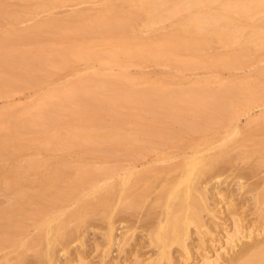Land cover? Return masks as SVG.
Segmentation results:
<instances>
[{"label": "rangeland", "instance_id": "obj_1", "mask_svg": "<svg viewBox=\"0 0 264 264\" xmlns=\"http://www.w3.org/2000/svg\"><path fill=\"white\" fill-rule=\"evenodd\" d=\"M134 1L136 2L137 0H132V1L131 0H0V37H3V36H5L11 32H12V34H14V35L11 34L12 35V38L10 37L11 42L8 41L11 44L5 45L4 44L5 42H4L3 44L5 45L4 46L5 48L0 46V141L2 139H4L3 140L4 142L5 141L8 142L7 144L4 143L5 146H3V147L0 144V146H1L0 147V150H1L0 151V154H1V157H0V168H1L0 169V176L2 177V178L0 177V180H4L7 177H11L12 175L15 174V171H16V174L19 171L17 176H16V174L14 176H16V177L19 176V177H21V179L23 178L22 180L19 178L20 183H22L23 180L25 179V181L23 183L24 184L26 183L25 184L26 186L28 184H29V186L31 184L34 185V186L31 185L30 187H26L25 185H23L22 190L18 191L19 194L18 193L14 194V195L8 194L10 192V190L8 191V189L5 190V191H8V193L7 192H5V193L0 192V195H1L0 196V206H1L0 210L5 209L7 206L9 207V205H10L9 203L13 202L14 200L17 201L18 197H19V200L21 197L22 198L26 197L27 199L25 198V200L27 202L32 201V200L34 201L35 200L34 197H37V194L39 193L38 185L40 184V182H38V181L43 180L42 178L47 179V177L49 175H51L52 172L54 173L56 170L55 173L59 174V178L61 177L56 182V185L58 184L59 186L60 185L61 186L60 187L58 185L56 186L53 183L54 187L51 189L52 193H51V191L49 193L47 192V194H45L46 197H45V195H42L43 198H47V199L40 200V199H38L40 197H37L36 199L38 201L35 200L38 202V205L42 201L43 202L45 201L44 203L42 202L41 204L43 206L46 205L45 207L47 209V212L44 213V211H46V210H45V207H43V206L42 207L44 209L41 207L42 208L41 211L39 208L37 209L38 205L36 204L37 202L35 203V201H34V203L28 202V204H30L31 206H27L29 208L25 207L24 209L27 208L28 212L30 211L29 209H31V212L33 213L35 211L34 207H36V211H39L40 214H43V213L47 214L46 217L44 216V214L42 215V217L40 216L42 221H43V219H46V218L52 219L53 215H54V217H56L58 214V219L56 218L57 221L54 218H53V220H55V221L51 220V221H53L51 223L53 226L56 225L57 223H60V222L63 223L62 228H61V232L63 231L62 233L64 234L63 239L55 242V244L52 243L53 246L51 245L53 250L55 251L54 254L56 253L55 259L58 262V264H82V263L83 264H152L153 262L155 263L154 258L156 259L158 252H160V251L155 249L157 247V245L155 247L153 245H150L151 242L149 243L148 239H150V238L147 237V236H149V235H147V231L150 233V227L151 226L148 227V224L149 225L152 224L151 221H153L154 215H156L155 213H157V215H158L159 214L158 211L161 212V210L157 209V207L160 206L159 204H162V203L159 202L158 206H157V204H156L157 202L155 200V198H156L155 195L156 196L158 195L157 185L159 184L158 186H160L161 179L157 178V181H155L154 185L156 187L155 186L154 187L156 189L155 188H153V189L156 190V192H154V190H153V192L150 191L151 192L150 195L152 197L153 196L155 197V198L153 197V200L151 199L152 197L149 195L150 197L149 196L147 197V200L145 202L146 204H144L145 206L143 205L144 207L142 206L143 208L141 207V210H140V208L136 209V211H135V209L134 210H132V209L126 210V209L122 208L123 209V210H121L122 213L119 210L120 206L118 205L117 190L115 191V189H117L116 184H117L120 176H122L123 174H126L127 171L129 169H132V167L134 168V166H135V169L137 171H140V170L143 171V170H145V168L147 170L149 169L150 175L154 174V176H152V177L155 180V177H157V174L161 173L160 171L170 167L171 166L170 164L175 165L176 163L182 161V159L185 156L191 155V153L193 151L195 152V151L200 150L206 156L207 155L208 156H214V154L217 155L219 153L217 156L220 157V155H221V157H220L221 163L220 164H222V162L224 160L225 165L227 164V166L230 167L231 164L228 165V163H232V166H234V167L236 166L235 168L233 167V170H232V168H229V169L227 168L228 170L224 169V171L225 170H227V171L222 172L223 174L222 175L220 174L218 179H214V180H219V182H217V183H218V187L220 186V188H217V189L215 188V189L216 190L221 189L223 191L222 194L224 195V197L226 196L223 199L228 201V204L230 203L229 204L230 207L233 205L232 207L234 209L232 207L230 209H231V211L234 210L233 212L236 213L235 215H237L239 213L237 215V218L241 221L240 224L244 225L246 227V228L244 227L245 229L249 230L250 224H255L256 226H257V223H258V225L261 224L260 220L259 219L257 220V217H259V216H258L257 210L255 209V207H256L255 203L253 205L254 201L252 199L253 195H255V192L257 190H254L255 192L252 190H250V191H248V190H249V188H251V185H253L252 184L253 182H254V184H256L255 182L259 183L261 181L260 176L261 177H262V175L264 176V165H262V164H264V162L263 163L261 162L262 161L261 157H258V156L255 157V155L253 158H252V156H251V158H248L249 160L245 159L244 155H242V154L245 152V149L247 151V149L249 147L250 148H251V146L258 147L259 145H261V146H259L258 148L261 149V152H264V148H263L264 147L263 146L264 145V141H263L264 140V9H263L264 6H261L262 8L259 7V9H256L257 12L255 10L253 12L250 11V13L247 12V14H253V15H250L249 17L245 16L248 20V22L246 20V23H248L247 25H245L246 27L243 24H242L243 27H240L241 24L236 25V26L240 27L239 30L235 31V29H238V27L237 28L235 27L234 29L229 27L230 28L229 29L228 27L223 25L224 23L218 22L216 24L210 25V26H212L211 27L212 29L215 28V30H213V31H212V29H208L209 28L208 27L207 28L208 30L204 31V33L203 32L202 33H192L191 31H188L189 29L183 30L184 28L182 26H184V23H185L184 21H186L185 16H184L185 20L183 21V19H181V21H183V22H180V24H179V20H180L179 17L180 16L182 17L183 13L185 15H187L192 11L191 13L195 14L193 11L198 9V8H195V10H194V7H193L192 10L189 9L190 12L188 9H185L189 12V13H187V11H185L184 8L181 7V5L184 4L183 2H189V0H184L183 2L180 0V2H179L180 4L174 3L177 0L174 1L173 2L174 6L171 4L172 7L175 8V6L179 5L181 7V9H183V11H181V13H179V11H178L180 16L175 11L176 13H174L175 14L174 16H176V17H174L173 14H171L172 16L170 18H168V19L164 18L161 21L159 20L158 23H156L154 21V23H155L154 24L151 21L154 25L151 22H149V23H151V25L148 22H147L148 24L146 23V20H148L147 19L148 15H149V17L151 16L150 18H152V17H154V14L157 15L158 13H159L158 16H160V14L162 13L161 16L165 15L164 17L168 16L167 14H170L169 12L163 14L164 10L161 13L160 12L156 13V11H160V9L162 10V8H163L162 7L163 4H161L162 0L161 1L158 0L159 2L156 0V2H158V6H159V3L161 4V6H160L161 8L159 7L160 9H158V10H157L158 6H156L157 4H155V5L149 4L151 6V8H150V10H148L149 6H146L147 0H143V1L138 0L137 1L138 5H136V3ZM224 1L229 2L230 0H224ZM224 1L222 0V2H221L220 0L219 1L218 0H210L209 2L211 5H209V2H208V6L210 8L208 6H206V4L204 2H203V4L200 3L201 5H199V8L204 5L203 6L204 10H206V11L211 10V11H209V13L212 12V14H214V13L216 14V13L224 10V8L222 10L221 6L228 4V2L227 3L225 2V4H224L223 3ZM256 1L260 2L259 0H256ZM262 1H264V0H261V2ZM141 2H142V4H141ZM148 2H149V0H148ZM148 2H147V4H148ZM151 2L155 3V0H152ZM164 2L167 3L168 1L166 2V0H165ZM181 2H182V4H181ZM199 2H201V0H199ZM229 3H231V2H229ZM111 4H113L117 7L116 12H115V9H113L115 6H113ZM168 4H170V3H168ZM168 4H166V5H168ZM104 5L105 6L107 5V6L105 7ZM142 5H143V7L146 6L147 8L146 7L143 8ZM166 5H163V6L165 7ZM136 6H137L138 10H136ZM152 6L154 8H156V10L154 9V11H153L154 13L151 11V9L153 8ZM104 7L107 11H108V9L112 10L111 13H110V11H108V12L106 11V13H105ZM107 7H112V8L107 9ZM140 7H142V8H140ZM180 7H179V9H180ZM133 8H134V10H136L135 12H133ZM102 9H104V10L102 11ZM118 9L120 11H122L123 14H122V12L119 13V11H117ZM139 9L142 12H143V10L146 9L147 10L146 12L148 15L146 17H144L146 14H144V16H143L142 13L138 12V11H140ZM130 11L133 13L131 14ZM148 11H151V13H149ZM231 11L229 12L230 15H231ZM233 11H235V10H233ZM233 11H232V13H233ZM82 12L85 13V15H82L83 14ZM99 12L102 14H106L107 17H110L116 13V15H120V16L122 15V17H126L127 19L124 18L125 21H127L128 19L129 20L127 22H125L124 24L120 20L123 25L122 24L119 25L120 24V21H119L118 26L115 28L108 27V26H106V27L102 26L103 31H102V33L100 31V33H99V32H97L96 28L100 27V25L98 27H95V26L93 27V24H95V20H93V19H96L95 17L97 16V14L99 15ZM79 13H81L82 17H84V20ZM134 13H136V14L134 15ZM191 13H190V15H191ZM209 13H208V15H209ZM150 14H152V15H150ZM233 14L231 15L232 18L234 17ZM235 14H236L235 18H238L237 13H235ZM247 14H245V15H247ZM75 15H77V16L80 15V16L76 17ZM125 15H128V17ZM242 15H244V13ZM71 16H72L73 21L80 19V23L79 22L77 23L75 21L73 22L72 20H71L72 23L70 22L71 28L73 27L72 30H74V28H76L74 31L75 32L78 31V32H76L77 34L74 33V31L71 32L72 31L71 28H68L67 30H69V29L70 30L64 31L65 33L63 32V34L60 33V31L66 29L65 28L66 23L63 24L62 21L65 22L64 20H66V19L68 21V19L71 18ZM206 16H207V14H206ZM122 17H121V19H123ZM132 17H133V19H132ZM160 17H158V19H160ZM245 17L241 16L238 19L242 18V22H244L245 20H243V18L245 19ZM50 18H52L53 20L55 18L54 22H56V23L53 24L54 26L51 24L53 27L52 26L51 27L46 26L49 21H50L49 24L53 22L52 19H50ZM155 18H157V17H155ZM89 19L92 20L93 22L89 21ZM130 19H131V22H130ZM158 19H157V21H158ZM57 20H59V21H57ZM235 20H236V23L239 24L240 20L239 21H237V19H235ZM46 21H48V22H46ZM81 22H83V23H81ZM89 22H91V23H89ZM123 22H124V20H123ZM234 22L235 21H233L232 24H234ZM45 23H47V24H45ZM57 23H58L59 27L56 26ZM127 23H128V25H127ZM40 24H42V25H40ZM60 24H61V26H60ZM84 24L88 28H86V26H84ZM82 25L85 27V29L81 30V28H84ZM35 26H36V28H35ZM62 26H63V29H61ZM234 26L232 25V27H234ZM37 27H39V29ZM47 27H50V28H47ZM89 27L90 28L92 27L91 29H94L93 32L96 31V33L95 32L92 33V31H91V29H89ZM34 28L36 29L37 32H35ZM104 28L106 30H104ZM226 28H228V29H226ZM42 29H46L47 31L45 30V33H43L44 30H42ZM49 29H51V30H49ZM86 30H90V31H88L89 33H87ZM107 30L110 33L104 35L103 32H105V31L107 32ZM216 30H218V31H216ZM28 31L29 32L32 31L31 32L32 34L31 33H30V35L28 34L30 36V38L32 37L31 35H33V38H31L32 40L29 38V36H27L28 37L27 39H26V36H24L28 33ZM50 31H51V33H50ZM214 31H216V32H214ZM212 32L220 33L217 36H224L223 38L226 37V39H225L226 42L228 40L229 41L227 42V44L225 43V40H224V42L216 41V39H215L216 34H214ZM225 32H227L228 34ZM24 33H26V34H24ZM40 33L41 34L43 33L44 36L40 35ZM221 33L222 34L225 33V34L222 35ZM19 34L21 35V37L24 36V39H20ZM49 34H51V35H49ZM34 35L36 38L40 36L38 38L40 42L37 43V45H39V47L41 49L37 48L36 44L34 45V42H35V41L33 42V40L35 39ZM13 36H14V38H13ZM18 36H19V40H18ZM124 36H125L126 41L128 40L127 42H129L131 44L132 43L133 44L134 43L140 44V42L144 43V41H146V43H147V41H148V44L150 45L151 44L150 42H152V44H153L154 41H156L158 43V41H162V40L167 39V38H169V39L174 38L175 40L179 39L177 42H180L179 44L182 43L183 46L181 49H179L175 53L167 52V53H169V54H167L164 51L165 54L164 53L162 54L161 51H159V52L155 51V53L153 54L154 51L152 52V49L153 48L155 49L156 47L159 46V44H157V43L155 46L154 45L155 42H154L153 45L155 47L151 46V48H152L151 50H146L147 52H145L143 49V52L140 53L141 55L135 53L134 57L132 55V54H134V52H133L129 55L130 59L128 58L126 53L124 54V56H127V57H122V56L118 55V57L121 58L118 60H123V63L125 61L124 65H123V63L121 64L122 61H118V60L115 63L111 62L112 64L111 63L108 64L110 62L109 59L105 60L108 58L107 57L108 55L105 56V54H107V53L102 51L103 49L105 50L107 48L106 47L107 44L104 41H107L109 38L110 39L111 38L117 39V38H121ZM128 36L131 37L130 40H129ZM15 37H16L17 41L15 40ZM259 38H260V41H259ZM13 39L15 41H13ZM200 39H203V40L201 41ZM2 40H4V38H2ZM2 40L0 39V45L2 44L1 43ZM138 40L139 41L141 40V41L139 42ZM23 42H24V44H23ZM103 42H104V44H102ZM82 43L85 45H87L88 43L91 44V45H89L90 47L93 48L91 53L93 51H95L94 46L96 48L98 46H100V48H98L95 51V53H92V56H90V57L88 56V58L85 56L81 57V58H79V57L74 58L72 56L71 57L65 56L66 57L65 58L64 55L62 56V54L59 53L62 49H64L67 46L78 45V44L82 45ZM57 47H59V48H57ZM102 47H103V49H102ZM104 47H106V48H104ZM183 47H187V48H183ZM55 48L58 49V51L54 50ZM59 49H60V51H59ZM145 49H147V48H145ZM38 50H39V53L42 50L44 52V55H43V57L45 58L43 60L44 63L42 62V60H40L41 58H43L42 57L43 52H41V55L39 56L37 54ZM98 50L100 51V54H98L96 56L95 54H97L96 52H99ZM155 50H157V49H155ZM160 50H162V49L160 48ZM138 51L139 50H137V52ZM48 52H50L51 54L48 55L47 54ZM53 52H56V53L52 54ZM102 52L104 55L102 54ZM136 54L138 56H136ZM100 55H103L104 57H107V58H104L103 56L100 57ZM130 56H132L133 58ZM115 57L116 56H114L113 58H115ZM35 58H36V61H35ZM47 58H48V60H46ZM37 60H40V62H42V63H39V61H37ZM111 61H113V60H111ZM10 62H11V68L10 69H12V70H11V73H7V71H6L7 66L6 65ZM26 62H27V64H29V62H30V64L26 65L25 64ZM32 63H34V64H32ZM117 63L120 65H118ZM8 65H10V64H8ZM13 65H16L18 67L13 66ZM123 73L125 74L124 79H123V77H124ZM126 77H128V78H126ZM237 81L239 83L240 82L241 83L239 84ZM247 81H249L250 83L248 82L249 84H247ZM82 84L86 90H88L87 89L88 85H89L88 88L89 87L90 88H95V87L97 88L98 87L99 90L98 89L97 90H94V89L90 90V91L94 90L96 92L98 91V93L96 94V92H95V95H94V93L92 91V94L90 92V93H88V95L87 94L84 95L83 93L80 92L81 91L80 89L83 88ZM1 85H2V87H1ZM84 85H87V86H84ZM131 87H133V88H131ZM84 88H83V91L85 90ZM144 88H146L147 90ZM150 88H151V91L153 89L151 94H150L151 91H148V89H150ZM73 89H74V91H72ZM141 89H144V90H142V92L146 91L148 96L151 95L150 97L152 98V101H151V98H150V101L153 102V104L146 102V101H145V103L148 104V106L146 104L142 105L143 102L141 104L140 101H139L140 104H138V103L136 104L135 102H137V101H135V100H132V102H130L129 104H125L124 102L119 103V101H118L120 99L119 97L124 96L126 91L128 93L134 92V95L136 97V95L138 96L140 94L137 91L139 90V92H140ZM69 90L71 91V93L72 92H74V93H72V95H71ZM154 90H156V91H154ZM230 91H231V93H230ZM69 93H70V95H69ZM111 93H112V95H111ZM128 93H126V94L129 95L130 93L129 94ZM154 93H156V94H154ZM226 93H227V95H226ZM228 93H230V95ZM65 94L68 96H66ZM89 94H91V95H89ZM115 94L118 95L117 96L118 98L116 97ZM142 94H140V96ZM198 94L200 96L202 95L206 101L203 104L204 106H202V108L204 107L203 111L201 110L202 112H199L197 110H196L197 112H195V110H193V111L192 110L180 111L179 109H177V110H175L173 115H170V113H169L170 110L169 109H168L169 111L167 110V108H169L170 105L177 107L180 105V103L181 104L184 103L185 99L188 100L190 97L195 98L193 96L198 95ZM127 95L125 97H127ZM85 96H87V97L85 98ZM162 97H163V99L168 100V101L164 100L165 104L160 102L161 101L160 99ZM110 98H111V100H109ZM127 98L129 99V97H127ZM130 98L132 99L131 95H130ZM115 99L119 105L121 104V106H119L116 103ZM134 99L138 100V97L134 98ZM153 99L154 100L155 99L160 100V101H156V102H160L161 105L163 104L162 106L165 105V107H163L164 109L162 108L161 105H159L160 103H156V105H158L157 107L159 108L161 106L160 108L162 110L160 108L158 110H154V111L149 110L150 108H152V106H153V109H157V107L154 108V106H156V105H154L155 102L153 101ZM49 100L51 101L52 104L50 103ZM126 100H123V101H126ZM182 100H183V102H180ZM111 101L114 103H112ZM129 101H131V100H129ZM167 102H168V104H167ZM127 103H128V101H127ZM145 105L147 107H144ZM150 105H151V107H150ZM182 105H184V104H182ZM139 107H141V108H139ZM148 107H150V108H148ZM54 108H56V109H54ZM147 108H148V111H150V112L147 111ZM171 108L172 107L170 106V109ZM55 114L57 117L55 116ZM113 117H114V121H112ZM24 118H25V120L27 119L28 121L26 122L24 120ZM149 118H151V119H149ZM120 119L123 120V123H121L122 121ZM129 119L130 120L132 119L131 122ZM144 119H146V120H144ZM119 120H120V122H119ZM116 121H118L119 123ZM124 121H125V123H124ZM132 121L135 124L136 123L138 124L140 122L138 124L139 126L142 123L143 127L140 126V128H139V126H137V124L135 125ZM136 121H138V122H136ZM145 121H147V122H145ZM152 122L153 123L155 122V123L153 124ZM117 123H118V125H120L119 129H121L123 127L122 130H118L115 127V126L119 127L117 125ZM148 123L151 125H149ZM23 124L24 125L28 124V126L24 127ZM33 124H34V126H33ZM35 124H37V126ZM21 125H23L22 126L23 128L21 127ZM77 125H79V127H81V128H83V125H84L85 129H83V130H86L87 132L89 130L88 133H92V135H95V136H92L91 134H89L92 136V138H89V140L88 139H82L83 141L81 142L82 144L80 145L79 140L81 138H79L78 135L76 136L78 139L76 137H74L75 136L74 134H77V132H78V134L80 132H82V129H80ZM152 126H153V128H151ZM155 126L157 127L156 129H155ZM202 126H204V128H202ZM15 127H16V130H15ZM19 127H21V129ZM75 127H78L80 132L77 131L75 133V131L78 130V128L74 130ZM89 127H90V129H88ZM42 128H43V130H42ZM48 128H50L49 131H48ZM101 128L103 131L101 130ZM69 129L71 130V132L68 131ZM149 129H151V130L154 129L155 131L154 130L153 131H154V133H156L154 135L156 137L158 135L157 138L153 135L154 138H152L153 139L152 142H151V138L148 137L150 141H147L148 138H146V135H149V134H147V132L152 133ZM14 130H15V132H14ZM117 130H118V132H117ZM66 131L68 132L67 134H65ZM110 131H113V132L115 131L114 133L122 134V136H124V138H122V137H120L121 135H119L120 138H117L116 137L117 134H115V136H113V138L111 137L113 139V141L117 140V143L122 142L123 146H126V147H123L121 144L119 146L120 149L122 148L121 151L119 150V147L117 146L119 144H117V143L115 144L113 141H111V143H110L109 137H106L105 140L100 139V138H103V136L105 137L107 135V133L110 134L111 133ZM43 132H44V134H43ZM102 132H104V134H100ZM55 133H57V134H55ZM69 133H71V136H69ZM72 133L74 136H72ZM137 134L143 138L141 139V137H139L141 140H139L138 137L136 139L133 138L134 135L138 136ZM248 135H250V136H248ZM99 136H101V137H99ZM125 136L127 137V139H129V138L130 139L133 138L135 140L138 139L137 144L131 143L132 141H134L136 143L135 140H132L129 143L130 140L129 141L126 140ZM11 137H14L15 139L12 138V141H11ZM67 137H69V139ZM72 137H74V140H72L73 139ZM114 138H116V139H114ZM56 139H58V140H56ZM75 139H77L78 142ZM121 139H123L124 141H122ZM15 140H17V141H15ZM31 140L33 141V143ZM71 140L74 141L75 143L71 142ZM90 140H91V142H90ZM92 140H93V142H92ZM102 140H103V143H102ZM145 140H146V142H145ZM154 140H156V141L154 142ZM46 141H48V142H46ZM67 141H69V143H67ZM84 141H87V142H84ZM105 141H106V143H105ZM260 141H262V142H260ZM12 142H14L18 148ZM27 142H29V143H27ZM83 142H84V144H83ZM255 142L256 143L258 142L260 144L258 146L257 145L255 146L254 145ZM9 143H11L12 146ZM20 143H21V145H20ZM126 143H129L130 147L127 145H124ZM8 144L10 145V147L8 146ZM64 144H66V145H64ZM74 144H76V145H74ZM131 144H134V146L137 145L138 147L141 146L142 149L139 151L138 147L132 148ZM6 145L8 147H6ZM22 146H23V148H19ZM116 146H117V148H116ZM146 146L148 148H146ZM226 146L229 147L227 149L228 150L227 152H225ZM110 148H111V150L109 151ZM135 148L138 150V151H134L135 153L132 151H128V150H133V149L136 150ZM144 148H146V149H144ZM92 149H94V150H92ZM98 149H100V150L98 151ZM222 150H224L223 151L224 153L222 152V154H221ZM112 151H113V153L114 152L115 153L111 154ZM144 151H146L148 153H146ZM241 151H243V152H241ZM129 153H131V154L129 155ZM141 153H142V155L140 156L139 154H141ZM2 154H4V155L2 156ZM132 154H134V155H132ZM136 154H138V155H136ZM101 156H103L104 158ZM142 156H144V157H142ZM222 156H223V158H222ZM227 157H229L230 159H227ZM257 158H260V159H257ZM245 160H247V161H245ZM37 161H39V162H37ZM228 161H230V162H228ZM242 161H244V162H242ZM258 161L261 162V164L259 163V166H257ZM33 163L35 165L39 163L38 166H40V163H41L42 164L41 166L43 168H41V166L38 168L37 167L32 168L34 170L35 169H37V170H35V171L32 170V174H29V173H27L29 171H26V173L29 174L30 176H28L26 174V176L23 177L25 175L24 170L26 168H27V170H30V164L33 165ZM233 163L236 165H233ZM22 165L24 167L25 166H27V167L22 169L23 168ZM225 165H220V166L223 167ZM149 166H151V167H149ZM261 166H263V167L261 168ZM85 167H86V169H85ZM256 167H258V168L256 169ZM20 168L23 170L24 175H22L20 173V172H22V170L21 171L19 170ZM46 168H47V170H46ZM90 168L93 171V173L91 172ZM98 168H99V170H98ZM241 168L244 170V171H242V175L244 173L248 174V175L249 174L251 175L253 173V175L256 174V177L251 175L252 177L246 176V178H244V179H239L237 171L242 170ZM250 168H252L251 169L252 171L250 170ZM254 168L256 169L255 171H257V172H254ZM43 169H44V171H43ZM235 169H237L236 172H234ZM85 170H87V171H85ZM102 170H104V171H102ZM107 170H108V172H107ZM154 170H156V171H154ZM229 170H231V172ZM153 171H154V173H153ZM157 171H159V172H157ZM33 172L34 173L36 172V173L34 174ZM43 172H44V174H43ZM61 172H63V173L61 174ZM82 172L83 173L87 172L88 175L83 174ZM53 173H52V175H53ZM95 173H97V174H95ZM3 174H5V175H3ZM19 174H21V175H19ZM46 174H48V175H46ZM56 174H55V176H57ZM6 175H8V176H6ZM84 175L89 176V178L86 177L87 180L90 179V181H92V179H94L93 182L88 181V183H86L87 181L84 179ZM90 175L95 176V177H91ZM100 175L101 176L103 175V176L101 177ZM3 176L6 178H3ZM75 177H77V178H75ZM158 177H159V175H158ZM248 177L252 178V179L247 180ZM26 178L29 180H27ZM75 179H78V180H75ZM239 180L241 182H245V185H247L248 190L246 189V186L242 190L239 188L240 187L239 186ZM48 181H50V180H47V182ZM36 182H38V183H36ZM71 182L72 183L74 182L76 184H77V182H79V183L74 186V184H70ZM150 182H151V180H150ZM153 182L154 181H152V183L149 185L153 186ZM213 182L215 183L216 181H213ZM213 182L211 184H214ZM222 182H224V183H222ZM236 182H237V185H236ZM249 182H250V184H249ZM44 183H45V181H44ZM90 183L94 184V185H91ZM103 183L108 184V186L110 188V189L108 188L110 190V192H108V193H111V197H113V198H111L112 199V201H111L112 205L111 206H113L111 208V211L114 210V211H112L113 212L112 214L114 217L112 216L113 219H111V221L112 222L114 221L113 224L115 223L114 224V234L116 236V240L111 242L110 244L108 242V237L106 236V233L108 234L107 228L109 227L108 226L109 222H108V219L106 218L105 213H102V212H104V209L99 205L97 209L98 210L101 209V211L99 210L100 211L99 212L97 210L95 213H93L92 211H89V210H92V206L91 205L87 206L88 200H89V203H92V201L96 202L97 197L99 199L101 196L105 195L106 191H104V190L100 191V193L102 192L101 194L99 193V191L96 192V194L94 192L92 193V191H93L92 188L93 187H94V189L96 188L95 184L102 186ZM217 183L213 186L211 184H209V185H211L210 187L212 188L211 192H212V190H215L213 188H214V186L215 187L217 186ZM66 184L68 187L66 186ZM103 185H105V184H103ZM112 185L114 186L113 187L114 189H112ZM141 185L138 184V186H140V188H141ZM16 186H18V184ZM81 186H82V188H81ZM248 186H250V187L248 188ZM72 187H75V188H72ZM142 187H143V185H142ZM29 188H31L33 190L31 191V190H29ZM78 188L80 189V191H78ZM134 188H136V186ZM24 189L26 190V192ZM72 189H74V190H72ZM134 190H138V188L134 189ZM23 191L25 193L22 194ZM67 191H69V193H67ZM88 191H90V193H88ZM94 191H97V190L95 189ZM43 192H45V191H43ZM53 192H54V194H53ZM230 192L232 193V195ZM245 192L246 193L248 192V193L246 194ZM112 193L114 196H112ZM243 193H245V194H243ZM6 194L8 197L6 196ZM34 194H36V196ZM70 194H72V196ZM27 195H29V196H27ZM31 195L33 197H30ZM40 195L41 194L39 193L38 196H40ZM55 195L58 197H55ZM94 197H95V199H94ZM5 198L8 199L9 203L7 202V199H5ZM28 198H29V200H28ZM214 198L217 199L218 196L212 197L211 200H213V202H212L213 205H215L219 201V199H217L218 201L217 200L214 201ZM249 198H250V200H249ZM243 199H244V201H243ZM39 200H40V202H39ZM54 201L55 202L59 201V202L55 203ZM149 201L151 204H149ZM151 201H154L155 203L153 202V204H152ZM241 201H242V203H241ZM27 202L25 203V205H28ZM62 202H63V204H62ZM32 203H33V206H32ZM48 203H50V204H48ZM35 204L37 206H34ZM53 204H56V205L58 204V205L52 206ZM79 204L86 205L87 207L85 206L86 207L85 211L87 210L90 212V213L88 212L89 215L87 214L86 220L84 219L85 221H83V219H82V222H81V220L79 221L78 218L75 217V212H76ZM228 204H227V206L225 205L226 208H228V206H229ZM151 205L154 208L153 210L151 209L152 208ZM47 206L51 209H48ZM146 206H147V208L145 209ZM55 207L57 208V210ZM117 207H118V209H117ZM158 208H161V207H158ZM155 209L158 211L155 212L156 211ZM48 210H51V212L49 211V213H48ZM52 210H53V212H52ZM42 211H43V213H42ZM231 211H228L227 213H229ZM253 211H254V216L252 215ZM39 212L37 213L38 216L40 215ZM60 212H61V214H60ZM148 212H149V214H148ZM73 213H74V215H73ZM225 213H226V211H225ZM55 214H56V216H55ZM29 215H30V213H29ZM29 215L26 216V214H25L24 217H23V215L21 217H19V219L22 220V221L20 220V222L22 224L18 223L19 224V225H17L18 227L15 226L17 228V230H19V233H21V235L16 233V234H18L17 236L15 234L11 235L13 238L8 235L10 237V239L8 236H6V237H8V239H6V240H8L9 242L13 239V241H11L12 243L9 244V242L8 243L5 242V244H7V246H6L4 244V242L1 241V238H3L4 235L0 234L1 244L3 243L2 246L5 245L7 247V248L0 249V251L2 250L0 252V264H3L5 261L6 262L4 264L8 263L9 261L12 262L10 264H20V262L22 264H27V263L28 264H44V261L42 258H45V257L42 254H40L42 257L38 255L40 253V250H43L42 247H41L42 249H40V246H43V245H41L42 244L41 243V244H39V247H38V245H36L37 246L36 247L34 245V243L37 244V242H35L36 240H34V242H33L34 238L37 239V237H40V235L44 233L43 232L44 230L42 228L40 229V227L38 226L40 223L37 225L38 222H42V221H40V219L38 221V217H36V215L34 213H33V215L32 214L30 216ZM59 215H61V217ZM71 215H73V216H71ZM230 215H231V213H230ZM149 216H151V218ZM228 216L229 215H226L225 216L226 218H225L224 216L221 215L220 220L218 218H214L215 220L214 219L211 220L213 217L211 218L210 215L205 216L206 217V219H205L206 224L208 223L210 226H213V224H214V225H216V227H220L221 225H223V228L224 227L225 228L223 229L222 227H220V229H219V228H216L215 226H213V228H210L212 230L213 229L215 230V228H216L217 230H216V232H213L216 234V236L213 233L212 234H206V235H210L208 237L205 236L207 238V241L205 239V243L207 242V245H208V243H210L208 248H207L206 244H205L206 246L202 244V246H204V247L200 246L201 245V244H199L200 242L199 243L197 242L198 237L196 238L195 235L194 236L192 235L193 238H196V239L194 241L193 238L191 237L190 240L187 241L188 244L191 243L192 247H193V245L196 246L197 244H199L196 247L199 246V248L200 247L204 248V249L200 248L199 251H196L198 249L195 250L196 247H193V249L195 250V252H194L195 255L196 254L198 255V253H196V252H199V254L201 255L205 251L204 252L205 254H207V255L209 254L211 257H213L214 252H212V251L210 252V250H213L214 247L216 250H218V248L220 246H222L223 243H220L222 241H219V237H221L222 240H225L226 236H223L224 235L223 233L225 231H230L231 230L230 228H232L231 225L234 224V221H230L231 223L229 222V220L231 218L229 219ZM103 217H105V218H103ZM222 217H224V218H222ZM72 218H74V220ZM219 218H220V216H219ZM227 218H228V220H226V221L228 222L227 224L229 226L225 223V220H224L223 224L219 223V226H217L218 225L217 222L222 223L223 222L222 219H227ZM23 219H25V220H23ZM144 219H145V221H143ZM46 220H48V219H46ZM148 220L150 221V223ZM84 222L86 225L84 224ZM24 225H26L27 227L25 226V227L21 228V226H24ZM209 225L207 227H204V228H209ZM35 226H36V228H35ZM16 228L14 231L11 229L13 231V233L17 232ZM79 228H80V230H79ZM148 228H149V230H148ZM20 229H22V230L20 231ZM222 229H223V232H222ZM219 230H221V232ZM36 234H38L39 236L38 235L36 236ZM44 234H43V237H44ZM219 234H220V236H219ZM225 234H226V232H225ZM2 235H3V237H2ZM212 235L214 236V239L215 238H217V239H215V240L213 239L211 241L210 239H211ZM18 236H19L20 240H19ZM4 239H5V237L3 238V240ZM122 239H124V242L122 241ZM191 239H192V241H191ZM6 240H4V241H6ZM21 240H23V241H21ZM216 240H218V242ZM28 242L29 243L31 242L30 245H32V247L34 245V247L33 248L30 247ZM58 242H60V243H58ZM27 243H28V245H27ZM213 243L215 245H213ZM218 243L220 244V246H218L219 245ZM1 244H0V247H2ZM8 244L9 245L12 244L13 247H15V248H12V245L8 246ZM19 245H21V246L18 248ZM27 246H29V247H27ZM210 246L212 247V249H209ZM177 247H178V245H177ZM177 247L175 245L171 248L172 254L174 252V249H176L175 250L176 252L173 254V257L177 258V260H176V258L174 260L177 264H184L185 262L191 261L193 259V258H191V260L185 259L186 260L185 261L184 257H187V256H184V257L181 256V254L183 252L185 254V251H182L183 249L181 247L180 248H177ZM177 249L178 250L181 249V250H179V253H180V251L182 253L181 254L177 253L178 252ZM208 249H209V252L211 254L207 251ZM14 250H16V251H14ZM18 250L20 251V253L18 252ZM201 250L203 252H200ZM34 251H35V254H34ZM156 251H158V252L156 253V256H155L154 252H156ZM17 253H19V254H17ZM24 253H25V255H24ZM21 254H23L22 256H24V257H22ZM19 255H20V257H18ZM152 255H153V259H152ZM203 256L205 257L206 255H203ZM203 256L201 255L202 259H203ZM3 257H5V258L3 259ZM7 257H9V258H7ZM194 257H196V256H194ZM201 257H199V259L195 258L194 261L200 264L201 263L200 261H202V260H200ZM16 258H18V259L16 260ZM39 258H41V259H39ZM148 258L149 259L151 258V260L149 261ZM21 259H22V261H21ZM182 259L184 260V263H183ZM18 260H20L19 263H18ZM14 261H16V262H14ZM164 261L166 264H168L166 260H164ZM47 262L48 261H45V263H47Z\"/></svg>", "mask_w": 264, "mask_h": 264}, {"label": "bare ground", "instance_id": "obj_2", "mask_svg": "<svg viewBox=\"0 0 264 264\" xmlns=\"http://www.w3.org/2000/svg\"><path fill=\"white\" fill-rule=\"evenodd\" d=\"M132 1V0H131ZM138 1V0H137ZM137 1L135 2L136 3V5H138V3H137ZM141 1V0H140ZM139 1V2H140ZM143 1V0H142ZM152 1V0H151ZM150 0H149V2H148V0H147V2H148V4H147V2H146V6H149V8H148V10H150V8H151V6L150 5H155V4H157L156 6H158V2L159 1H161V0H157L158 2H156V0H155V3L154 2H151ZM163 1V0H162ZM161 1V4H163V5H166V4H168V3H170V4H168V5H166L165 7L162 5V10L160 9L161 7V4L159 3V6H158V8H157V10L158 9H160V11H156V13L157 12H162L163 10V14L164 13H167V12H169L170 14H167L168 16H166V17H164L163 15L161 16V14H160V16L162 17H160V16H158V14L156 15V14H154V17H152V18H150L149 17V15L147 14V10L145 9V10H143V12L140 10V11H138V12H140V13H142V15L144 16V14H146L144 17H146L147 15V19L148 20H146V23L148 22H153L154 23V21L156 22V23H158L159 22V20L161 21L162 19H168V18H170L172 15L171 14H173V16L175 15L174 13H178V11H179V13H181V11H183V9H181V7L182 8H184V10L185 9H190V10H192V8L194 7V10H195V8H198L197 10H195V11H193L195 14H193V13H191L190 12V10H189V12L191 13V15H190V13L187 11V10H185V11H187V13H189V14H187V15H185L184 13H183V18L180 16V14L178 13V15L180 16L179 17V24H180V22H183L185 19H186V21H184L185 23H184V26H182L184 29L183 30H187V29H189L188 31H191L192 33H204V31H207L208 29H212L211 27L212 26H210V25H213V24H216V23H218V22H221V23H224L223 25H225L226 27H230V28H237L238 26H236V25H240V27H243L242 26V24L245 26V25H247L248 23H246V20H247V18L246 17H249L250 15H253V14H247V12L248 13H250V11H256V9H259V7L260 8H262L261 6H264V1H262L261 2V0H259L260 2H258V1H256V0H230L229 2H231V3H229L228 1V4H225V2L226 1H224L223 3L225 4V5H223V6H221L222 7V10H223V8H224V10L223 11H220V12H218V13H214V14H212V12L211 13H209V11H211V10H204V8H203V6H201L200 8H199V5H201L200 3H202L203 4V2L206 4V6H208V2L210 1V0H201V2H199V0H189V2H183L184 0H181L184 4H182V2H181V7L178 5V6H175V8L174 7H172L171 6V4L174 6V3H179L180 2V0H166V2L167 3H165L164 1L162 2ZM174 1H176V2H174ZM219 1V0H218ZM221 2H222V0H220ZM233 1V2H232ZM174 2V3H173ZM226 2V3H227ZM4 3V2H3ZM144 3V2H143ZM107 4V3H106ZM141 4H142V2H141ZM150 4V5H149ZM175 4V5H176ZM180 4V3H179ZM2 5V4H1ZM111 5H113V4H111ZM144 5V4H143ZM143 5H142V7H143ZM209 5H211L210 4V2H209ZM105 6V5H104ZM107 6V5H106ZM105 6V7H106ZM110 6V5H109ZM113 6H115V5H113ZM112 6V7H113ZM140 6V5H139ZM146 6H144V7H146ZM171 6V7H170ZM198 6V7H197ZM205 6V7H206ZM105 7H104V9H105ZM112 7H107V9L108 8H112ZM119 7V6H118ZM142 7H140V8H142ZM143 7V8H144ZM153 7V6H152ZM160 7V8H159ZM179 7H180V9H179ZM209 7V6H208ZM147 8V7H146ZM203 8V9H202ZM210 8V7H209ZM104 9H102V11L104 10ZM113 9H115V12H116V9H117V7L115 6ZM154 9L156 10V8H152L151 9V11L153 12L154 11ZM179 9V10H178ZM206 9V8H205ZM264 9V8H263ZM136 10H138L137 9V6H136ZM136 10H134V8H133V12H135ZM221 10V9H220ZM233 10H235V11H233V13H232V11ZM106 9H105V13H106ZM108 11H110V13H111V11L112 10H110V9H108ZM107 11V12H108ZM117 11H119V13H121L122 11H120L119 9L117 10ZM145 11V12H144ZM151 11H148L149 13H151ZM176 11V12H175ZM231 11V15L233 14V18H232V16L230 15V12ZM259 11V10H258ZM101 12V11H100ZM99 12V15L97 14V16L95 17L96 19H93V20H95V24H93V27L95 26V27H98L99 25H100V27H98V28H96V30H97V32H99L100 33V31H101V33H102V31H103V27L102 26H108V27H112V28H115V27H117L118 26V22L121 20L122 21V23L124 24L125 22H127V21H125V19H127L126 17H122V15L120 16V15H116V13L114 14V15H112V16H110V17H107V15L106 14H102V13H100ZM131 12V11H130ZM133 12H131V14L133 13ZM217 12V11H216ZM251 12V13H252ZM257 12V11H256ZM83 13V12H82ZM139 13V14H140ZM154 13V12H153ZM152 13V14H153ZM208 13H209V15H208ZM235 13H237V17L238 18H240L241 16L242 17H245V19L243 18V20H245L244 22L246 23H244V22H242V18L241 19H238V18H235L236 17V14ZM239 13V14H238ZM244 13V15H242ZM255 13V12H254ZM80 15H81V13H79ZM109 14V13H108ZM122 14H123V12H122ZM136 13H134V15H135ZM152 14H150V15H152ZM206 14H207V16H206ZM245 14H247V15H245ZM79 15V16H80ZM82 15H85V13H83ZM82 15H81V17H82ZM110 15V14H109ZM133 15V16H134ZM141 15V14H140ZM240 17H239V16ZM76 17H79V16H77V15H75ZM125 16H127L128 17V15H125ZM137 16V15H136ZM186 18H185V17ZM121 17L123 18V19H121ZM155 17H157V18H155ZM158 17H160V19H158ZM174 17H176V16H174ZM83 18V20H84V17H82ZM125 18V19H124ZM131 18V17H130ZM185 18V19H184ZM50 19H52V18H50ZM66 19V18H65ZM70 19V20H69ZM68 19V21H67V19L66 20H64L65 22H63L62 21V23L63 24H65L66 23V26H65V28L66 29H64V30H62V31H60V33H62L63 34V32L64 31H66L68 28H71V26H70V22H71V20H72V16H71V18H69ZM77 19V18H76ZM132 19H133V17H132ZM150 19V20H149ZM156 19V20H155ZM157 19H158V21H157ZM181 19H183V21H181ZM235 19H237V21H239L240 20V22H239V24L238 23H236V20ZM250 19V18H249ZM54 20H55V18H54ZM54 20L52 19V21L54 22ZM78 20V21H77ZM77 20H74L75 22H79L80 23V19H77ZM123 20H124V22H123ZM51 21V22H52ZM57 21H59V20H57ZM61 21V20H60ZM73 21V20H72ZM73 21V22H74ZM82 21V20H81ZM89 21H92V20H90L89 19ZM121 21H120V24L119 25H121L122 23H121ZM233 21H235L234 22V24H232L233 23ZM46 22H48V21H46ZM50 22V21H49ZM49 22H48V24L47 23H45V24H47L46 26H52L53 24H55L56 22H52V23H50L49 24ZM93 22V21H92ZM130 22H131V19H130ZM151 22V23H152ZM242 22V23H241ZM247 22H248V20H247ZM60 23V22H59ZM72 23V22H71ZM81 23H83V22H81ZM89 23H91V22H89ZM88 23V24H89ZM129 23V22H128ZM128 23H127V25H128ZM147 23V24H148ZM151 23H149L150 25H151ZM152 23V24H153ZM44 24V25H45ZM52 24V25H51ZM62 24V25H63ZM69 24V25H68ZM98 24V25H97ZM122 24V25H123ZM130 24V23H129ZM155 24V23H154ZM153 24V25H154ZM234 26V27H232V25ZM40 25H42V24H40ZM43 25V26H44ZM72 25V24H71ZM74 25V24H73ZM90 25V24H89ZM231 25V26H230ZM37 26V25H36ZM36 26H35V28H36ZM54 26V25H53ZM52 26V27H53ZM56 26H58V23H57V25ZM60 26H61V24H60ZM64 26V25H63ZM63 26H62V28L61 29H63ZM83 26V25H82ZM84 26H86L85 24H84ZM83 26V27H84ZM92 26V25H91ZM45 27V26H44ZM50 27H47V28H50ZM59 27V26H58ZM209 27V28H208ZM240 27H238V29H235V31L236 30H239V28ZM246 27V26H245ZM34 28V29H35ZM38 29H39V27H37ZM46 28V27H45ZM86 28H88L87 26H86ZM92 28V27H91ZM90 27H89V29H91ZM100 28V29H99ZM102 28V29H101ZM208 28V29H207ZM228 28H226V29H228ZM229 28V29H230ZM54 29V28H53ZM52 29V30H53ZM60 29V30H61ZM73 29V27L71 28V30ZM76 28H74V30H75ZM82 29H85V27L84 28H81V30ZM217 29V28H216ZM242 29V28H241ZM41 30V29H40ZM42 30H44L43 31V33H45V30L46 29H42ZM49 30H51V29H49ZM70 30V29H69ZM69 30H67V31H69ZM74 30H72L71 32H73ZM80 30V29H79ZM93 30L94 29H91V31H92V33H96V31H94L93 32ZM104 30H106L105 28H104ZM182 30V29H181ZM182 30V31H183ZM213 30H215V28L214 29H212V31ZM27 31V30H26ZM47 31V30H46ZM88 31H90V30H86V32L87 33H89ZM211 31V30H210ZM216 31H218V30H216ZM216 31H214V32H216ZM32 32V31H31ZM31 32H29L28 31V33L26 34V33H24V34H26V35H24V36H26V39L28 38L27 36H29L30 35V33ZM35 32H37L36 31V29H35ZM59 32V31H58ZM57 32V33H58ZM76 32H78V31H76ZM75 31H74V33H76ZM83 32V31H82ZM106 32V31H105ZM105 32H103L104 33V35L105 34H109L110 32H108V30H107V32L105 33ZM214 32H212V33H214ZM7 33V32H6ZM19 33V32H18ZM43 33L41 34L40 33V35H43ZM50 33H51V31H50ZM65 33V32H64ZM68 33V32H67ZM66 33V34H67ZM91 33V32H90ZM223 33V32H222ZM221 33V34H222ZM225 33H227V32H225ZM224 33V34H225ZM10 35L12 34V32L11 33H9ZM9 34H7V35H5V36H3V37H0V39L2 40V38H4V40H2L1 41V45L0 46H2L3 48H5L4 46L7 44H11V43H9L8 41H10V37L12 38V35H14V34H12L11 36L9 35ZM21 34V33H20ZM19 34V35H20ZM29 34V35H28ZM32 34V33H31ZM53 34V33H52ZM77 34V33H76ZM214 34H216V41H221V42H224V40L226 39V37L225 38H223L224 36H217L218 34H220V33H214ZM224 34H222V35H224ZM228 34V33H227ZM16 35V34H15ZM39 35V34H38ZM49 35H51V34H49ZM24 36L23 37H21V35H20V39H24ZM32 37L31 38H33V35H31ZM44 36V35H43ZM17 37V36H16ZM16 37H15V40L17 41V39H16ZM34 37H35V35H34ZM40 37V36H39ZM39 37H35V39L33 40V42H34V45L36 44V46H37V48H40L39 47V45H37V43H39L40 41H39ZM42 37V36H41ZM50 37V36H49ZM129 37V36H128ZM13 38H14V36H13ZM29 38H30V36H29ZM30 38V39H31ZM130 38L131 37H129V40H130ZM136 39V38H135ZM228 39V38H227ZM12 40V39H11ZM14 39H13V41H15ZM18 40H19V36H18ZM32 40V39H31ZM179 40V39H178ZM178 40H175L174 38L173 39H169V38H167V39H164V40H162V41H158V43L156 42V41H154L155 42V44H154V42H153V44L156 46V43L157 44H159V46L158 47H156L155 49H157V50H155L154 48L152 49L151 48V46L152 47H155L153 44H152V42H150L151 44L149 45L148 44V41H147V43H146V41H144V43L146 44H144V43H141L139 40V42H140V44L139 43H129V42H127L126 41V39H125V36L124 37H121V38H117V39H113V38H109L107 41H104V42H106V44H107V48L106 47H104V48H106L105 50L103 49V47H102V51H104L105 53H107V54H105V56L106 55H108L107 57H104L103 55V52H102V54L103 55H100V57L101 56H103L104 58H107V59H105V60H108L109 59V63L108 64H110L111 62L113 63H115V62H117V60L118 59H121V58H119L118 57V55H120V56H122V57H127L128 56V58H129V55L131 54V53H133L134 52V54H132L133 55V57L135 56V53H137V54H140V53H142L143 52V49H144V51L145 52H147L146 50H151L152 49V52H153V54L155 53V51L156 52H159V51H161V53L163 54L164 53V51H165V53H167V52H173V53H175V52H177L179 49H181L182 48V46H183V44L181 43V44H179L180 42H177ZM201 41L203 40V39H200ZM12 41V42H13ZM30 41V40H29ZM137 41V40H136ZM205 41V40H204ZM229 41V40H228ZM227 41V42H228ZM258 41V40H257ZM259 41H260V38H259ZM5 42V43H4ZM7 42V43H6ZM11 42V41H10ZM104 42L102 43V44H104ZM132 42V41H131ZM143 42V41H142ZM206 42V41H205ZM227 42H226V40H225V43L227 44ZM5 45H4V44ZM261 43V42H260ZM23 44H24V42H23ZM105 44V45H106ZM198 44V43H197ZM206 44V43H205ZM259 44V43H258ZM89 45H91V44H87V45H85V44H83L82 43V45H80V44H78V45H71V46H67V47H65L64 49H62L61 51H60V49H59V53L60 54H62V56L64 55V57L65 56H67V57H74V58H76V57H79V58H81V57H87L88 58V56L90 57V56H92V53H95V51L98 49V48H100V46H98L97 48L94 46V50L95 51H93L92 53H91V51H92V47H90ZM202 45V44H201ZM261 45V44H260ZM23 46V45H22ZM25 46V45H24ZM109 46V47H108ZM197 46V45H196ZM205 46V45H204ZM1 47V48H2ZM7 48V47H6ZM57 48H59V47H57ZM96 48V49H95ZM145 48H147V49H145ZM159 48V49H158ZM160 48L162 49V50H160ZM183 48H187V47H183ZM202 48V47H201ZM41 49V48H40ZM54 50H57L58 51V49H54ZM100 50V49H99ZM98 50V51H99ZM137 50H139L138 52H137ZM41 51V50H40ZM52 51V50H51ZM50 51V52H51ZM200 51V50H199ZM243 51V50H242ZM41 52H43V50L41 51ZM41 52L39 53V50H38V55L40 56L41 55ZM50 52H48L47 54L49 55V54H51ZM121 52V53H120ZM23 53V52H22ZM54 53H56V52H53L52 54H54ZM97 54H95L96 56L98 55V54H100V51L99 52H96ZM127 54V56H124V54ZM149 53V52H148ZM151 53V52H150ZM164 53V54H165ZM172 53V54H173ZM243 53V52H242ZM59 54V55H60ZM91 54V55H90ZM117 54V55H116ZM122 54V55H121ZM136 54V56H138ZM152 54V53H151ZM158 54V53H157ZM160 54V53H159ZM167 54H169V53H167ZM43 55H44V52L42 53V57H43ZM141 55V54H140ZM139 55V56H140ZM147 55V54H146ZM149 55V54H148ZM171 55V54H170ZM47 56V55H46ZM114 56H116L115 58H113ZM168 56V55H167ZM239 56V55H238ZM118 57V58H117ZM130 57H132V56H130ZM132 57V58H133ZM41 58V57H40ZM39 58V59H40ZM66 58V57H65ZM127 58V59H128ZM131 58V59H132ZM38 59V58H37ZM45 58L43 57V58H41L40 60H42V62L44 63V60ZM130 59V58H129ZM40 60H37V61H39V63H42V62H40ZM46 60H48V58L46 59ZM111 60H113V61H111ZM115 60V61H114ZM35 61H36V58H35ZM118 61H122L121 62V64L123 63V60H118ZM28 62V61H27ZM27 62L25 63L26 65H29L30 64V62H29V64H27ZM16 63V62H15ZM38 63V64H39ZM111 63V64H112ZM119 63V62H118ZM117 63V64H118ZM124 63H125V61H124ZM124 63H123V65H124ZM8 64H10V65H8ZM6 66V71H7V73H11V70L12 69H10L11 68V62L10 63H8ZM14 64V63H13ZM17 64V63H16ZM32 64H34V63H32ZM37 64V63H36ZM25 65V66H26ZM118 65H120V64H118ZM13 66H16V65H13ZM16 67H18V66H16ZM13 68V67H12ZM261 73V72H260ZM122 74V73H121ZM124 74V73H123ZM127 76V75H126ZM125 78V74H124V77H123V79ZM126 78H128V77H126ZM91 80V79H90ZM89 81V80H88ZM83 82V81H82ZM238 82V81H237ZM249 81H247V84H249L248 83ZM239 83V82H238ZM237 83V84H238ZM241 83V82H240ZM239 83V84H240ZM81 84V83H80ZM235 84V83H234ZM233 84V85H234ZM163 85V84H162ZM84 86H87V85H84ZM89 86V85H88ZM88 86H87V89L88 90H86L84 87H83V84H82V87L85 89L84 91H83V88H81L80 90V92L81 93H83L84 95H88V93H90L91 92V94H92V91H93V93H94V95H95V92L96 91H94V90H97L98 89V87L96 88L95 86V88H88ZM1 87H2V85H1ZM131 88H133V87H131ZM163 88V87H162ZM228 88V87H227ZM91 89H94V90H92V91H90ZM144 89H146V88H144ZM144 89H141L140 90V92H139V90L137 91L138 93H140V94H142L141 96H140V94L137 96L136 95V97H135V95H134V92H125V95L124 96H120L119 98V103H122V102H124L125 104H129L130 102H132V100H135V101H137V102H135L136 104L138 103V104H140L139 103V101L141 102V104H142V102H143V104L142 105H144V104H146L145 103V101L146 102H149V103H152L153 104V102H151L152 101V98L150 97L151 95H149L148 96V94H147V92L145 93L144 91L142 92V90H144ZM71 90V89H70ZM69 90V91H70ZM99 90V89H98ZM137 90V89H136ZM147 90V89H146ZM226 90V89H225ZM68 91V92H69ZM72 91H74V89L72 90ZM148 91H151V88L150 89H148ZM152 91H153V89H152ZM152 91L150 92V94L152 93ZM154 91H156V90H154ZM63 92V91H62ZM116 92V91H115ZM142 92V93H141ZM70 93H71V91H70ZM70 93H69V95H70ZM72 93H74V92H72ZM72 93H71V95H72ZM77 93V92H76ZM98 93V91L96 92V94ZM119 93V92H118ZM117 93V94H118ZM126 93H128L129 95H127ZM149 93V92H148ZM223 93V92H222ZM225 93V92H224ZM230 93H231V91H230ZM230 93H228L229 95H230ZM91 94H89V95H91ZM124 94V93H123ZM154 94H156V93H154ZM66 95V94H65ZM83 95V96H84ZM111 95H112V93H111ZM116 95V94H115ZM119 95V94H118ZM118 95H116V97L118 96ZM127 95V97H129V99L127 98V97H125ZM130 95L132 96V99L130 98ZM225 95V94H224ZM226 95H227V93H226ZM66 96H68V95H66ZM235 96V95H234ZM70 97V96H69ZM68 97V98H69ZM87 96H85V98H86ZM138 97V100L137 99H134V98H137ZM140 97V98H139ZM193 97H195V98H192V97H190L188 100L187 99H185V101H184V103H182V104H184V105H182L181 103H180V105L179 106H172V105H170L172 108L170 109V106H169V108H167V110L169 109L170 110V115H173V113L175 112V110H177V109H179L180 111H187V110H195V112H197V111H199V112H202L203 111V109H204V107L202 108V106H204L203 104L206 102L205 101V99H204V97L201 95H194ZM48 98V97H47ZM67 98V99H68ZM114 98V97H113ZM118 98V97H117ZM150 98H151V101H150ZM166 98V97H165ZM50 99V98H49ZM127 99V100H126ZM163 97L160 99V100H154L153 99V101L155 102L154 103V105H156V103H160V102H162L163 104H165L164 102L165 101H168V100H166V99H163ZM109 100H111V98L109 99ZM122 100V101H121ZM123 100H126V101H123ZM129 100H131V101H129ZM143 100V101H142ZM165 100V101H164ZM50 101V100H49ZM115 101H116V99H115ZM121 101V102H120ZM127 101H128V103H127ZM156 101H160V102H156ZM112 102V101H111ZM180 102H183V100L182 101H180ZM50 103H51V101H50ZM100 103V102H99ZM103 103V102H102ZM112 103H114V102H112ZM116 103H117V101H116ZM115 103V104H116ZM49 104V103H48ZM47 104V105H48ZM52 104V103H51ZM118 104V103H117ZM132 104V103H131ZM151 104V105H152ZM162 104V105H163ZM167 104H168V102H167ZM39 105V104H38ZM37 105V106H38ZM119 105V104H118ZM123 105V104H122ZM147 106H148V104H146ZM144 106V107H147V106ZM151 105H150V107H151ZM159 105H161V103L159 104ZM161 105V106H162ZM175 105V104H174ZM45 106V105H44ZM43 106V107H44ZM54 106V105H53ZM58 106V105H57ZM56 106V107H57ZM112 106V105H111ZM115 106V105H114ZM117 106V105H116ZM119 106H121V104L119 105ZM126 106V105H125ZM133 106V105H132ZM140 106V105H139ZM158 105H156V106H154V108L155 107H157ZM160 106V107H161ZM192 106V107H191ZM39 107V106H38ZM46 107V106H45ZM50 107V106H49ZM150 107H148V108H150ZM159 107V108H160ZM163 107H165V105L164 106H162V108ZM121 108V107H120ZM139 108H141V107H139ZM148 108H147V111H148ZM158 107H157V109H153V106H152V108H150L149 110H158L159 109ZM42 109V108H41ZM45 109V108H44ZM54 109H56V108H54ZM161 109V108H160ZM164 109V108H163ZM166 109V108H165ZM32 110V109H31ZM162 110V109H161ZM168 110V111H169ZM197 110V111H196ZM202 110V111H201ZM164 111V110H163ZM29 112V111H28ZM44 112V111H43ZM148 112H150V111H148ZM39 113V112H38ZM168 113V112H167ZM34 114V113H33ZM32 114V115H33ZM160 114V113H159ZM165 114V113H164ZM35 116V115H34ZM55 116H56V114H55ZM133 116V115H132ZM131 116V117H132ZM37 117V116H36ZM35 117V118H36ZM39 117V116H38ZM41 117V116H40ZM57 117V116H56ZM130 117V118H131ZM144 117V116H143ZM117 118V117H116ZM22 119V118H21ZM119 119V118H118ZM149 119H151V118H149ZM153 119V118H152ZM18 120V119H17ZM24 120H25V118H24ZM34 120V119H33ZM116 120V119H115ZM121 120V119H120ZM120 120H119V122H120ZM130 120V119H129ZM132 120V119H131ZM131 120H130V122H131ZM134 120V119H133ZM144 120H146V119H144ZM15 121V120H14ZM19 121V120H18ZM23 121V120H22ZM26 122L28 121L27 119L25 120ZM41 121V120H40ZM112 121H114V117H113V120ZM122 122L121 123H123V120H121ZM126 121V120H125ZM125 121H124V123H125ZM128 121V120H127ZM151 121V120H150ZM159 121V120H158ZM12 122V121H11ZM103 122V121H102ZM116 122H118V121H116ZM118 122V123H119ZM133 122V121H132ZM136 122H138V121H136ZM145 122H147V121H145ZM18 123V122H17ZM115 123V122H114ZM118 123H117V125H118ZM134 123V122H133ZM140 123V122H139ZM138 123V124H139ZM151 123V122H150ZM153 123V122H152ZM155 123V122H154ZM153 123V124H154ZM14 124V123H13ZM22 124V123H21ZM26 124V123H25ZM32 124V123H31ZM38 124V123H37ZM37 124H35L36 126H37ZM88 124V123H87ZM135 124V123H134ZM137 124V123H136ZM135 124V125H136ZM137 124V126H139ZM149 124V123H148ZM24 125V124H23ZM23 125H21V127L23 126ZM51 125V124H50ZM101 125V124H100ZM116 125V124H115ZM149 125H151V124H149ZM28 126V124L27 125H24V127H27ZM30 126V125H29ZM33 126H34V124H33ZM47 126V125H46ZM49 126V125H48ZM78 127H79V125H77ZM91 126V125H90ZM119 127H117V126H115L118 130H122V128L121 129H119L120 128V125H118ZM140 126H142V123L140 124ZM140 126H139V128H140ZM154 126V125H153ZM153 126L151 127V128H153ZM21 127H19L20 129H21ZM78 127H75L74 128V130L75 129H77ZM88 127V126H87ZM101 127V126H100ZM104 127V126H103ZM143 127V126H142ZM149 127V126H148ZM23 128V127H22ZM79 128L80 129H82V132H80L79 131ZM78 128V130H76L75 131V133L77 132V131H79L80 133L78 134V132H77V134H74L73 135V133H72V136H74V137H76L77 135H78V137L79 138H81L79 141H80V145L82 144L81 142L83 141L82 139H88L89 140V138H92V136H95V135H92V133H88L89 132V130L88 129H90V127L87 129L88 130V132L86 131V130H83V129H85V126L83 125V128H81V127H79ZM98 128V127H97ZM145 128V127H144ZM157 127L155 126V129H156ZM202 128H204V126H202ZM19 129V130H20ZM15 130H16V127H15ZM15 130H14V132H15ZM42 130H43V128H42ZM50 130V128H48V131ZM101 130H102V128H101ZM118 130H117V132H118ZM152 133H149V132H147V134H149V135H146V138H151V142L153 141V139L152 138H154V134H156V133H154V131L153 130H151V129H149ZM47 131V130H46ZM47 131V132H48ZM68 131H70L71 132V130L69 129ZM95 131V130H94ZM103 131V130H102ZM116 131V130H115ZM114 131V132H115ZM145 131V130H144ZM148 131V130H147ZM107 132V131H106ZM111 133L109 134V133H107V135L104 137L103 136V138H100V139H106V137H109V139H110V143H111V141H113V136H115V134H117L116 135V137L117 138H120V137H122V138H124V136H122V134H118V133H114L113 131H110ZM22 133V132H21ZM20 133V134H21ZM68 132L66 131V133L65 134H67ZM159 133V132H158ZM43 134H44V132H43ZM55 134H57V133H55ZM89 134H91V135H89ZM100 134H104V132H102V133H100ZM146 134V133H145ZM160 134V133H159ZM249 134V133H248ZM98 135V134H97ZM119 135H121L120 137H119ZM138 135V134H137ZM154 135V136H153ZM15 136V135H14ZM43 136V135H42ZM51 136V135H50ZM54 136V135H53ZM57 136V135H56ZM69 136H71V133H69ZM153 136V137H152ZM247 136V135H246ZM248 136H250V135H248ZM19 137V136H18ZM47 137V136H46ZM59 137V136H58ZM74 137H72L73 139L72 140H74ZM99 137H101V136H99ZM112 137V138H111ZM139 138V137H141V136H136V135H134V137L133 138ZM156 137V136H155ZM157 137H158V135H157ZM156 137V138H157ZM12 138H14V137H11V141H12ZM68 139H69V137H67ZM77 138V137H76ZM95 138V137H94ZM93 138V139H94ZM125 138H126V140H130L129 141V143L132 141V140H135V139H133L132 137V139H127V137L125 136ZM143 137H141V139H142ZM149 138H148V140L147 141H150L149 140ZM15 139V138H14ZM37 139V138H36ZM42 139V138H41ZM65 139V138H64ZM71 139V138H70ZM78 139V138H77ZM77 139H75L77 142H78V140ZM114 139H116V138H114ZM140 138H139V140H141ZM4 139H2L1 141H0V144H1V146L3 147V146H5L4 145V143L5 144H7L8 142L7 141H3ZM21 140V139H20ZM19 140V141H20ZM24 140V139H23ZM22 140V141H23ZM47 140V139H46ZM50 140V139H49ZM56 140H58V139H56ZM67 140V139H66ZM71 140V142H73V143H75L74 141H72ZM87 140V141H88ZM99 140V139H98ZM108 140V139H107ZM119 140V139H118ZM122 141H124L123 139H121ZM138 140V139H137ZM137 140H135L136 141V143L134 142V141H132L131 143H134V144H137ZM146 140H145V142H146ZM157 140V139H156ZM156 140H154V142L156 141ZM14 141V140H13ZM15 141H17V140H15ZM25 141V140H24ZM32 141V140H31ZM43 141V140H42ZM87 141H84V142H87ZM101 141V140H100ZM120 141V140H119ZM264 141V140H263ZM3 142V143H2ZM46 142H48V141H46ZM66 142V141H65ZM84 142H83V144H84ZM90 142H91V140H90ZM92 142H93V140H92ZM115 144L117 143V140L116 141H113ZM126 142V141H125ZM124 142V143H125ZM144 142V141H143ZM142 142V143H143ZM260 142H262V141H260ZM12 143H14V142H12ZM27 143H29V142H27ZM31 143V142H30ZM32 143H33V141H32ZM67 143H69V141H67ZM102 143H103V140H102ZM105 143H106V141H105ZM129 143H126V144H124V145H127V146H129L130 147V144ZM10 145H11V143H9ZM8 144V146L10 147V145ZM15 144V143H14ZM23 144V143H22ZM71 144V143H70ZM79 144V143H78ZM113 144V143H112ZM117 144H119V145H117L118 147L122 144V142H120V143H117ZM129 144V145H128ZM134 144H131L132 146V148L133 147H138L137 145L136 146H134ZM260 143H256L255 142V146L257 145H259ZM262 144V143H261ZM16 145V144H15ZM20 145H21V143H20ZM19 145V146H20ZM25 145V144H24ZM64 145H66V144H64ZM74 145H76V144H74ZM114 145V144H113ZM144 145V144H143ZM253 145V144H252ZM0 146V147H1ZM7 145H6V147H8ZM12 146V145H11ZM117 146H116V148H117ZM122 146H123V144H122ZM121 146V147H122ZM259 146H261V145H259ZM258 146V147H259ZM264 146V145H263ZM16 147H17V145H16ZM25 147V146H24ZM68 147V146H67ZM95 147V146H94ZM123 147H126V146H123ZM231 147V146H230ZM258 147H254V146H251V148L249 147L248 149H247V151H246V149H245V152L242 154V155H244V157H245V159H248V158H251V156H252V158L254 157V155H255V157L256 156H258V157H261V159H262V163L264 162V152H261V149H259ZM18 148V147H17ZM16 148V149H17ZM19 148H23V146L22 147H19ZM135 148V149H136ZM139 149V151L142 149V147L140 146V147H138ZM146 148H148L147 146H146ZM146 148H144V149H146ZM229 147H225V152H227ZM246 148V147H245ZM264 148V147H263ZM6 149V148H5ZM122 149V148H121ZM121 149H120V147H119V150L121 151ZM130 149V148H129ZM8 150V149H7ZM92 150H94V149H92ZM100 149H98V151H99ZM111 150V148L109 149V151ZM115 150V149H114ZM125 150V149H124ZM127 150V149H126ZM137 149L136 150H128V151H132V152H134V151H138ZM1 151V150H0ZM97 151V150H96ZM104 151V150H103ZM102 151V152H103ZM224 150H222L221 151V154H222V152H223ZM4 152V151H3ZM101 152V153H102ZM142 152V151H141ZM144 152H146V151H144ZM241 152H243V151H241ZM12 153V152H11ZM115 153V152H114ZM113 153V151L111 152V154H114ZM135 153V152H134ZM137 153V152H136ZM146 153H148V152H146ZM151 153V152H150ZM224 153V152H223ZM131 153H129V155H130ZM219 154V153H218ZM217 154V155H218ZM239 154V153H238ZM241 154V153H240ZM4 154H2V156H3ZM7 155V154H6ZM132 155H134V154H132ZM136 155H138V154H136ZM140 156L142 155V153L141 154H139ZM144 155V154H143ZM146 155V154H145ZM217 155H215L214 154V156H206V155H204V153H202V151H193L192 153H191V155H188V156H185L183 159H182V161H180V162H178V163H176L175 165L173 164H170L171 166L170 167H166L167 169H164V170H162V171H160L161 173L160 174H157V177H155V180H154V178L152 177V176H154V171H156V170H154L153 171V175H150V170L148 171L146 168H145V170H143V171H137L136 169H135V166H134V168L132 167V169H129L128 171H127V173L126 174H123L122 176H120V178L118 179V182H117V184H116V188L117 189H115V191L117 190V198H118V205L120 206V208H119V210H120V212H121V210H123L122 208H124V209H126V210H129V209H132V210H134L135 209V211H136V209H139L140 208V210H141V207L144 205V204H146L145 202H146V200H147V197L150 195V191H152L153 192V188H155L156 186L154 185L155 184V181H157V178H160L161 179V184H160V186H158L157 185V188H158V190H157V192H158V195L156 196L155 195V200H156V204H157V206H158V203L159 202H161L162 204H159L160 206H158V207H161V208H158L157 207V209H159V210H161V212H159L158 210H156L155 212H157L158 211V215H157V213H155L156 215H154V219H153V221H151L152 222V224H148V227H150V233L147 231V235H149V236H147L148 238H150V239H148L149 240V243H150V245H153L154 247L157 245V247L155 248V249H157V250H159L160 252H158V251H156V252H154L155 253V256H156V253L158 252V255H157V257H156V259L154 258V260H155V263L153 262L152 264H166L165 263V261L164 260H166L167 261V263L168 264H177L174 260H175V258L173 257V254L176 252L175 250L176 249H174V252H173V254L171 253V248L173 247V246H175L176 245V247H177V245H178V247L177 248H182L183 250L182 251H185V254H184V252L182 253L181 251H180V253H179V250H181V249H177V253H179V254H181V256H187V257H184V260L186 259V260H191V258H193L191 261H187V262H185L184 263V260H183V263L184 264H199V263H197V262H195L194 261V259L195 258H197V259H199V257H201V255L203 256V255H206L205 257L203 256V259H202V257L200 258V260H202V261H200L201 263L200 264H264V176L262 175V177L260 176V178H261V181L258 183V182H255L256 184H254V182L252 183L253 185H251V188H249L250 186H248V188H249V190L247 189V185H245V182H241L240 180H239V188L242 190V189H244V187L246 186V189L248 190V191H250V190H252V191H254V190H257L256 192H255V195H253V205H254V203H255V209L257 210V212H258V216L259 217H257V220L259 219L260 220V222H261V224L260 225H258V223H257V226L255 225V224H248L249 225V230L248 229H245L246 227L244 226V225H241L240 223H241V221L237 218V215L239 214H237V215H235L236 213H234L233 211L234 210H232L231 211V207L233 206H231L230 207V203L228 204V201H226L225 199H223V198H225L224 197V195L222 194V190L221 189H219V190H216L217 188H220V186L218 187V183L217 182H219V180H214V179H218L219 178V176H220V174L222 175L223 173L222 172H225V171H227L229 168H232V170H233V167L234 166H232V163H228V165L229 164H231V166L229 167V166H227V164L225 165V163H224V160H223V162H222V164H220L221 163V155H220V157H218ZM224 156V155H223ZM223 156H222V158H223ZM0 157H1V154H0ZM6 157V156H5ZM9 157V156H8ZM101 157H103V156H101ZM142 157H144V156H142ZM226 157V156H225ZM11 158V157H10ZM14 158V157H13ZM104 158V157H103ZM135 158V157H134ZM146 158V157H145ZM141 159V158H140ZM227 159H230L229 157H227ZM257 159H260V158H257ZM136 160V159H135ZM235 160V159H234ZM249 160V159H248ZM140 161V160H139ZM226 161V160H225ZM231 161V160H230ZM230 161H228V162H230ZM245 161H247V160H245ZM37 162H39V161H37ZM137 162V161H136ZM135 162V163H136ZM242 162H244V161H242ZM261 162H259L258 161V165L257 166H259V163L261 164ZM139 163V162H138ZM150 163V162H149ZM148 163V164H149ZM224 163V164H223ZM235 163V162H234ZM233 163V165H236V164H234ZM29 164V163H28ZM37 165V166H36ZM34 164L33 163V165H31L30 164V170H27V168L24 170L25 171V175H24V172H23V170L22 169H24L25 167H27V166H23V168L21 169H19L20 171L22 170V172H20L22 175H24L23 177H25L26 176V174L27 173H29V174H32V170H34V169H32V168H38V167H40L42 164L40 163V166H38L39 165V163L38 164ZM136 165V164H135ZM220 165H225V166H220ZM262 165H264V164H262ZM33 166V167H32ZM149 167H151V166H149ZM148 167V168H149ZM236 167V166H235ZM234 167V168H235ZM263 166H261V168H262ZM3 168V167H2ZM17 168V167H16ZM41 168H43L42 166H41ZM95 168V167H94ZM106 168V167H105ZM144 168V167H143ZM142 168V169H143ZM154 168V167H153ZM228 168V169H227ZM258 167H256V169H257ZM1 169V168H0ZM85 169H86V167H85ZM93 169V168H92ZM155 169V168H154ZM158 169V168H157ZM224 169H227V170H225L224 171ZM240 169V168H239ZM242 169V168H241ZM252 168H250V170H251ZM255 168H254V172H257V171H255L256 170ZM17 170V169H16ZM35 170H37V169H35ZM34 170V171H35ZM46 170H47V168H46ZM90 170H91V168H90ZM98 170H99V168H98ZM97 170V171H98ZM147 170V171H146ZM236 170L237 169H235L234 170V172H236ZM26 171H29V172H27L26 173ZM31 171V172H30ZM43 171H44V169H43ZM85 171H87V170H85ZM89 171V170H88ZM102 171H104V170H102ZM146 171V172H145ZM159 171H157V172H159ZM230 172H231V170H229ZM241 171V172H240ZM240 171H237L238 173V178L239 179H244V178H246V176H250V177H252L251 175H253V173L250 175H248V174H243L242 175V171H244L243 169L242 170H240ZM252 171V170H251ZM49 172V171H48ZM55 172H56V170H55ZM53 173V175H52V173H51V175H49L48 177H47V179L45 178H42L43 180H41V181H38V182H40V184L38 185V187H39V193L41 194L40 196H38V194H37V197H40V198H38V199H40V200H45V199H47V198H43V196L42 195H45V194H47V192L49 193L50 191H51V189L54 187L53 186V183H54V185H56V182L61 178H59V174H56V173ZM60 172V171H59ZM90 172V171H89ZM91 172L93 173V171L91 170ZM107 172H108V170H107ZM110 172V171H109ZM156 172V173H157ZM221 172V173H220ZM19 173V171L17 172V174ZM34 173V172H33ZM36 173V172H35ZM34 173V174H35ZM63 172H61V174H62ZM83 173V172H82ZM101 173V172H100ZM247 173V172H246ZM15 174H16V171H15ZM14 174V175H15ZM17 174H16V176H17ZM21 174H19V175H21ZM29 174H27L28 176H30ZM40 174V173H39ZM43 174H44V172H43ZM55 174L57 175V176H55ZM83 174H87L88 175V173L86 172V173H83ZM82 174V175H83ZM91 174V173H90ZM95 174H97V173H95ZM109 174V173H108ZM225 174V173H224ZM3 175H5V174H3ZM11 175V174H10ZM9 175V176H10ZM14 175H12L11 177H4L3 176V178H6V179H4V180H0V192H7L8 193V191L10 190V192L8 193V194H19V190L21 191L22 190V187H23V185H25L23 182L25 181V179L23 180V182L22 183H20V179H21V177H16V176H14ZM46 175H48V174H46ZM81 175V176H82ZM104 175V174H103ZM102 175V176H103ZM156 175V174H155ZM158 175H159V177H158ZM6 176H8V175H6ZM32 176V175H31ZM42 176V175H41ZM62 176V175H61ZM91 176V175H90ZM98 176V175H97ZM101 176V175H100ZM101 176V177H102ZM253 176H255L256 177V174L255 175H253ZM1 177V176H0ZM86 177H88L89 178V176H86V175H84V179L87 181L86 183H88V181H90V179H86ZM91 177H95V176H91ZM259 177V176H258ZM2 178V177H1ZM20 178V179H19ZM30 178V177H29ZM39 178V177H38ZM37 178V179H38ZM75 178H77V177H75ZM83 178V177H82ZM98 178V177H97ZM153 178V179H152ZM254 178V177H253ZM18 179V180H17ZM23 179V178H22ZM21 179V180H22ZM27 179V178H26ZM40 179V178H39ZM63 179V178H62ZM74 179V178H73ZM250 179H252V178H249L248 177V179L247 180H250ZM27 180H29V179H27ZM32 180V179H31ZM30 180V181H31ZM47 180H50V181H48L47 182ZM75 180H78V179H75ZM74 180V181H75ZM93 180L94 179H92V181H90V182H93ZM103 180V179H102ZM150 180H151V182H150ZM222 180V179H221ZM44 181H45V183H44ZM152 181H154L153 182V186L152 185H149V184H151L152 183ZM160 181V180H159ZM213 181H216L215 183L213 182ZM18 182V183H17ZM38 182H36V183H38ZM101 182V181H100ZM106 182V181H105ZM214 183V184H211V183ZM226 182V181H225ZM238 182V181H237ZM237 182H236V185H237ZM18 184V186H16L17 184ZM62 183V182H61ZM79 182H77V184H78ZM160 183V182H159ZM217 183V186L215 187L214 186V188L213 189H215V190H212V192H211V185L213 186V185H215ZM222 183H224V182H222ZM70 184H74V186L75 185H77L76 183H70ZM91 184V183H90ZM103 184H105V185H103ZM102 184V186H100V185H98V184H95L96 185V190L97 191H94L95 189H94V187L92 188L93 189V191H92V193L94 192L95 194H96V192H98L99 191V193H100V191H102V190H104V191H106V193H105V195H103V196H101L99 199H98V197L96 198V202L95 201H92V203H89V200H88V205L87 206H89V205H91L92 206V210H89V211H92L93 213H95L98 209V206L100 205L103 209H104V212H102V213H105V215H106V218L108 219V228H107V232H108V234L106 233V236L108 237V242H109V244L111 243V242H113V241H115L116 240V236H115V234H114V224H113V222L111 221V219H113L112 218V216H113V212L112 211H114V210H112L111 211V208L113 207V206H111L112 204H111V201H112V199L111 198H113V197H111V193H108V192H110V188H109V186H108V184H106V183H103ZM138 184L139 185H143V187H142V185H141V188H140V186H138ZM157 184V183H156ZM209 184H211V185H209ZM249 184H250V182H249ZM31 185H33V184H31ZM30 185V186H31ZM58 185V184H57ZM56 185V186H57ZM69 185V184H68ZM91 185H94V184H91ZM222 185V184H221ZM26 186V185H25ZM29 186V184L26 186V187H30ZM34 186V185H33ZM59 186V185H58ZM61 186V185H60ZM59 186V187H60ZM66 186H67V184H66ZM99 186V187H98ZM136 186V188H134ZM138 186V187H137ZM152 186V187H151ZM155 186V187H154ZM25 187V188H26ZM68 187V186H67ZM111 187V186H110ZM114 186L112 185V189H114L113 188ZM261 187V188H260ZM72 188H75V187H72ZM80 188V187H79ZM78 188V191H80V189ZM81 188H82V186H81ZM109 188V189H108ZM137 189L138 188V190H134V189ZM225 188V187H224ZM223 188V189H224ZM8 189V191H5V190H7ZM36 189V188H35ZM56 189V188H55ZM69 189V188H68ZM156 189V188H155ZM245 189V190H246ZM25 190V189H24ZM29 190H33V189H31V188H29ZM49 190V191H48ZM60 190V189H59ZM72 190H74V189H72ZM77 190V189H76ZM83 190V189H82ZM81 190V191H82ZM87 190V189H86ZM15 191V192H14ZM17 191V192H16ZM42 191V192H41ZM43 191H45V192H43ZM56 191V190H55ZM58 191V190H57ZM64 191V190H63ZM112 191V190H111ZM133 191V192H132ZM239 191V190H238ZM25 192H26V190H25ZM24 191L22 192V194L23 193H25ZM28 192V191H27ZM30 192V191H29ZM36 192V191H35ZM73 192V191H72ZM154 192H156V190H154ZM51 193H52V191H51ZM63 193V192H62ZM67 193H69V191H67ZM88 193H90V191H88ZM102 193V192H101ZM100 193V194H101ZM104 193V192H103ZM226 193V192H225ZM229 193V192H228ZM231 193V192H230ZM246 193V192H245ZM245 193H243V194H245ZM248 193V192H247ZM246 193V194H247ZM251 193V192H250ZM249 193V194H250ZM253 193V192H252ZM30 194V193H29ZM53 194H54V192H53ZM73 194V193H72ZM72 194H70L71 196H72ZM110 194V195H109ZM156 194V193H155ZM35 196H36V194H34ZM85 195V194H84ZM231 195H232V193H231ZM1 196V195H0ZM5 196V195H4ZM6 196H7V194H6ZM19 196V195H18ZM22 196V195H21ZM20 196V197H21ZM27 196H29V195H27ZM53 196V195H52ZM60 196V195H59ZM112 196H114L113 195V193H112ZM151 196V195H150ZM149 196V197H150ZM213 196H218V198L217 199H219V201L217 200V199H215L214 198V201L215 200H217L216 202V204L215 205H213L212 204V202H213V200H211L212 199V197ZM228 196V195H227ZM240 196V195H239ZM243 196V195H242ZM245 196V195H244ZM252 196V195H251ZM3 197V196H2ZM8 197V196H7ZM30 197H33L32 195L30 196ZM37 197H34L35 198V200H37L36 198ZM42 197V198H41ZM45 197H46V195H45ZM55 197H58V196H56L55 195ZM96 197V196H95ZM95 197H94V199H95ZM152 197V196H151ZM153 197L151 198L152 200H153ZM14 198V197H13ZM26 198V197H25ZM25 198L23 197H21L20 198V200H19V197H18V199H17V201L16 200H12L13 202H11V203H9L8 202V199L7 198H5V199H7V202L10 204H8L9 205V207L7 206L5 209H3V210H0V234H3L4 235V237H5V239L4 240H6V239H8V237L9 236H11V235H18V234H20L21 235V233H19V230H17V228L15 227V226H17V225H19L18 223H21L20 222V220L21 219H19V217H21L22 215H23V217L25 216V214H26V216L27 215H29V213H30V215L32 214L33 215V213L36 215L39 211H36V207H34L35 208V211L32 213L31 212V209H29L30 211L28 212L27 210V208H29V207H27V206H31L30 204H28V202L29 203H31V202H33L34 203V201L32 200V201H26L25 200ZM245 198V197H244ZM247 198V197H246ZM251 198V197H250ZM250 198H249V200H250ZM27 199V198H26ZM68 199V198H67ZM116 199V198H115ZM150 199V200H151ZM28 200H29V198H28ZM40 200H39V202H40ZM56 200V199H55ZM114 200V199H113ZM149 200V199H148ZM231 200V199H230ZM238 200V199H237ZM11 201V200H10ZM38 201V200H37ZM37 201H35V203L37 202ZM52 201V200H51ZM79 201V200H78ZM83 201V200H82ZM235 201V200H234ZM243 201H244V199H243ZM6 202V203H7ZM27 202V204L28 205H25V203ZM43 202V201H42ZM41 202V203H42ZM45 202V201H44ZM43 202V203H44ZM55 202V201H54ZM59 202V201H58ZM58 202H55V203H58ZM86 202V201H85ZM94 202V203H93ZM114 202V201H113ZM152 202V204H153V202L154 201H151ZM239 202V201H238ZM248 202V201H247ZM246 202V203H247ZM5 203V204H6ZM33 203H32V206H33ZM39 204L38 205V202L34 205V206H37V209L39 208L40 209V211H41V209L43 208V207H45L46 205H42V204ZM116 203V202H115ZM155 203V202H154ZM241 203H242V201H241ZM251 203V202H250ZM2 204V203H1ZM48 204H50V203H48ZM62 204H63V202H62ZM77 204V203H76ZM149 204H151L150 203V201H149ZM155 204V205H156ZM227 204L229 205L228 206V208H226V206H227ZM240 204V203H239ZM245 204V203H244ZM56 204H53L52 206H55ZM58 205V204H57ZM56 205V206H57ZM226 205V206H225ZM246 205V204H245ZM249 205V204H248ZM6 206V205H5ZM40 206V207H39ZM43 206V207H42ZM51 206V205H50ZM86 205H82V204H79L78 205V208H77V210H76V212H75V217L76 218H78V220L80 221L81 220V222H82V219H83V221H85L86 220V218H87V214L89 215V211H85V209H86V207H85ZM118 206V207H119ZM145 206V205H144ZM143 206V207H144ZM148 206V205H147ZM147 206L145 207V209L147 208ZM235 206V205H234ZM252 206V205H251ZM25 207H27L26 209H24ZM42 207V208H41ZM48 207V206H47ZM63 207V206H62ZM118 207H117V209H118ZM142 207V208H143ZM151 207H152V205H151ZM0 208H1V206H0ZM56 208V207H55ZM94 208V209H93ZM116 208V207H115ZM156 208V207H155ZM226 208V209H225ZM233 208V207H232ZM241 208V207H240ZM249 208V207H248ZM33 209V208H32ZM44 209V208H43ZM48 209H51V208H49L48 207ZM102 209V210H103ZM149 209V208H148ZM152 210L154 209L153 207L151 208ZM234 209V208H233ZM253 209V208H252ZM254 209V210H255ZM25 210V211H24ZM34 210V209H33ZM45 210L46 211H44V213L45 212H47V209H46V207H45ZM54 210V209H53ZM53 210H52V212H53ZM56 210H57V208H56ZM100 211H101V209H99ZM98 210V211H99ZM143 210V209H142ZM150 210V209H149ZM151 210V211H152ZM245 210V209H244ZM255 210V211H256ZM49 211L51 212V210H48V213H49ZM59 211V210H58ZM63 211V210H62ZM99 211V212H100ZM138 211V210H137ZM148 211V210H147ZM225 211H226V213H225ZM228 211H231V212H229V213H227ZM27 212V213H26ZM89 212V213H88ZM116 212V211H115ZM125 212V211H124ZM24 213V214H23ZM42 213H43V211H42ZM43 213V214H44ZM101 213V214H102ZM122 213V212H121ZM230 213H231V215H230ZM233 213V214H232ZM248 213V212H247ZM250 213V212H249ZM39 214H40V212H39ZM43 214H40L39 216H38V214L36 215V217H38V221H39V219H40V221H42L41 220V217H42V215ZM54 214V213H53ZM60 214H61V212H60ZM63 214V213H62ZM66 214V213H65ZM116 214V213H115ZM148 214H149V212H148ZM224 214V215H223ZM245 214V213H244ZM257 214V213H256ZM29 215V216H30ZM46 215L47 214H44V216L46 217ZM49 215V214H48ZM73 215H74V213H73ZM73 215H71V216H73ZM147 215V214H146ZM145 215V216H146ZM208 216V215H210V217L212 218L211 220H213L214 218H218L219 220L221 219V215L222 216H226V215H229L228 216V218L230 219L229 220V222L230 221H234V224H232L231 225V227L232 228H230L231 230L230 231H225L226 232V234H225V232L223 233L224 235L223 236H226V238H225V240H222L221 239V237H219V241H222V242H220V243H223L222 244V246H220V244L218 245V246H220L219 248H218V250H216L215 249V247H214V249L213 250H210V252L212 251V252H214V254H213V257H211L209 254V256L207 255V254H205L202 250L200 251V252H203L201 255L199 254V252H196V253H198V255L196 254L195 255V250L196 249H198V250H196V251H199L200 250V248H202V247H204V246H202V244L203 245H207V242L205 243V239H206V241H207V238L205 237V236H210V235H206V234H212L213 232H216V228H219L220 229V227H222L223 228V225H221L220 227H216V225H214L213 224V226H215L216 228H215V230L213 229H210V228H213V226H210L208 223V225H209V228H204V227H207L208 225L205 223V219H206V217L205 216ZM252 215L254 216V211L252 212ZM41 216V217H40ZM55 216H56V214H55ZM60 217H61V215H59ZM95 216V215H94ZM101 216V215H100ZM148 216V215H147ZM219 216H220V218H219ZM243 216V215H242ZM33 217V216H32ZM44 217V218H45ZM89 217V216H88ZM114 217V216H113ZM150 218H151V216H149ZM224 217H222V218H224ZM28 218V217H27ZM26 218V219H27ZM52 218V217H51ZM53 218L54 219H58V214H57V216L56 217H54V215H53ZM53 218L52 219H50V218H46V219H48V220H46V219H43V221L42 222H38L37 223V225L40 227V229L42 228L43 230V232L45 233H43L44 234V237H43V234H41L40 235V237H37V239H33V242H34V240H36L35 242H37V244H35L34 243V245L36 246V245H38V247H39V244H41V245H43V246H40V249H42L43 248V250H40V253L38 254L39 256H41L40 254H42L45 258H42L43 259V261H44V264H58V262L56 261V259H55V254H54V250H53V248H52V246H53V244L52 243H54L55 244V242H57V241H60L61 239H63V236H64V234L61 232V228H62V225H63V223L62 222H60V223H57L56 225H52L51 223L53 222V221H55V220H53ZM90 218V217H89ZM103 218H105V217H103ZM226 218V217H225ZM228 218L227 219H222L223 220V222L221 223V222H217L218 223V225L217 226H219V223L220 224H223L224 223V220H225V223L227 224L228 222L226 221V220H228ZM256 218V217H255ZM57 219H56V221H57ZM73 220H74V218H72ZM85 219V220H84ZM146 219V218H145ZM145 219L143 220V221H145ZM23 220H25V219H23ZM45 220V221H44ZM51 220H53V221H51ZM64 220V219H63ZM76 220V219H75ZM106 220V219H105ZM209 220V219H208ZM215 220V219H214ZM221 220V221H222ZM244 220V219H243ZM22 221V220H21ZM66 221V220H65ZM88 221V220H87ZM149 221V220H148ZM37 222V221H36ZM77 222V221H76ZM249 222V221H248ZM257 222V221H256ZM255 222V223H256ZM259 222V221H258ZM25 223V222H24ZM27 223V222H26ZM148 223V222H147ZM149 223H150V221H149ZM210 223V222H209ZM216 223V224H217ZM231 223V222H230ZM252 223V222H251ZM22 224V223H21ZM31 224V223H30ZM36 224V223H35ZM83 224V223H82ZM84 224H85V222H84ZM86 225V224H85ZM207 225V226H206ZM228 225V224H227ZM26 225H24V226H21V228L22 227H25ZM84 226V225H83ZM226 226V225H225ZM229 226V225H228ZM16 228V230H17V232H14L13 233V231L15 230V228ZM18 227V226H17ZM27 227V226H26ZM31 227V226H30ZM82 227V226H81ZM245 227V228H244ZM35 228H36V226H35ZM130 228V227H129ZM204 228V229H203ZM225 228V227H224ZM223 228V229H224ZM13 231H12V230ZM30 229V228H29ZM39 229V228H38ZM131 229V228H130ZM206 229V230H205ZM223 229H222V232H223ZM11 230V231H10ZM22 229H20V231H21ZM63 230V229H62ZM79 230H80V228H79ZM128 230V229H127ZM148 230H149V228H148ZM68 231V230H67ZM131 231V230H130ZM220 232H221V230H219ZM218 231V232H219ZM23 232V231H22ZM217 232V233H218ZM219 232V233H220ZM16 233H18V234H16ZM39 233V232H38ZM67 233V232H66ZM149 233V234H148ZM26 234V233H25ZM213 234H215V233H213ZM221 234V233H220ZM220 234H219V236H220ZM3 235H2V237H3ZM9 235V236H8ZM38 234H36V236H37ZM68 235V234H67ZM195 235L196 236V238L198 237V243L199 244H201L200 246H202V247H200L199 248V246L198 247H196L197 245H199V244H197L196 246H194L193 245V247H196L195 248V250L193 249V247H192V244L191 243H189L188 244V242L187 241H189L190 240V238L192 237L193 238V236ZM6 236H8V237H6ZM23 236V235H22ZM35 236V237H36ZM39 236V235H38ZM66 236V235H65ZM71 236V235H70ZM215 236H216V234H215ZM3 237V238H4ZM12 237V236H11ZM1 238V237H0ZM3 238H1V241H3L4 242V244H5V242H9L8 240H6V241H4L3 240ZM13 238V237H12ZM11 238V239H12ZM18 238H19V236H18ZM22 238V237H21ZM196 238H193V240L195 241V239ZM9 239H10V237H9ZM32 239V238H31ZM214 239V236L212 235V237H211V241ZM215 239H217V238H215ZM214 239V240H215ZM19 240H20V238H19ZM209 240V239H208ZM1 241H0V244H1ZM11 241H13V239L11 240ZM9 242V244L10 243H12V242ZM16 241V240H15ZM21 241H23V240H21ZM28 241V240H27ZM64 241V240H63ZM71 241V240H70ZM122 241L124 242V239H122ZM191 241H192V239H191ZM217 242H218V240H216ZM224 241V242H223ZM19 242V241H18ZM215 242V241H214ZM14 243V242H13ZM20 243V242H19ZM29 243V242H28ZM28 243H27V245H28ZM31 243V242H30ZM30 243H29V245H30ZM58 243H60V242H58ZM68 243V242H67ZM8 244V246H11V245H9ZM24 244V243H23ZM22 244V245H23ZM64 244V243H63ZM66 244V243H65ZM155 244V245H154ZM209 244L210 243H208V245H207V248L209 247ZM3 245V243L1 244V246ZM6 246H7V244H5ZM2 246V247H0V249H2V248H7L6 246ZM18 245V244H17ZM34 245H33V247H34ZM52 245V246H51ZM58 245V244H57ZM205 245V246H206ZM213 245H215L214 243H213ZM21 245H19L18 246V248L20 247ZM25 246V245H24ZM51 246V247H50ZM217 246V247H218ZM17 247V246H16ZM27 247H29V246H27ZM30 247H32V245H30ZM32 247V248H33ZM37 247V246H36ZM42 247V248H41ZM65 247V246H64ZM12 248H15V247H13V245H12ZM11 248V249H12ZM202 249H204V248H202ZM209 249H212V247L210 246V248ZM209 249L207 250L208 252H209ZM4 250V249H3ZM6 250V249H5ZM17 250V249H16ZM16 250H14V251H16ZM26 250V249H25ZM28 250V249H27ZM194 250V251H193ZM2 251V250H1ZM0 251V252H1ZM18 252L20 253V251L18 250ZM24 252V251H23ZM209 252V253H210ZM19 253H17V254H19ZM207 253V252H206ZM10 254V253H9ZM12 254V253H11ZM34 254H35V251H34ZM211 254V253H210ZM23 254H21V256H22ZM24 255H25V253H24ZM154 255V254H153ZM153 255H152V259H153ZM7 256V255H6ZM17 256V255H16ZM194 256H196V257H194ZM198 256V257H197ZM18 257H20V255L18 256ZM22 257H24V256H22ZM38 257V256H37ZM42 257V256H41ZM151 257V256H150ZM5 257H3V259H4ZM7 258H9V257H7ZM6 258V259H7ZM2 259V258H1ZM2 259V260H3ZM18 258H16V260H17ZM20 259V258H19ZM39 259H41V258H39ZM45 259V260H44ZM149 259V258H148ZM179 259V258H178ZM1 260V261H2ZM24 260V259H23ZM151 260V258L149 259V261ZM176 260H177V258H176ZM185 260V261H186ZM8 261V260H7ZM19 261L20 260H18V263H19ZM21 261H22V259H21ZM45 261H48L47 263H45ZM153 261V260H152ZM151 261V262H152ZM197 261V260H196ZM198 261V262H199ZM4 262V261H3ZM6 262V261H5ZM4 262V263H5ZM14 262H16V261H14ZM33 262V261H32ZM189 262V263H188ZM3 263V264H4ZM10 263H12V262H8V263H6V264H10ZM20 264H22L21 262H20ZM28 264V263H27ZM83 264V263H82Z\"/></svg>", "mask_w": 264, "mask_h": 264}]
</instances>
